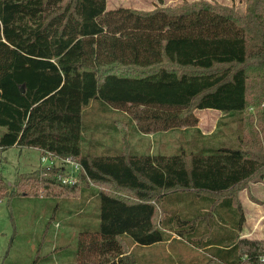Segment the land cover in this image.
<instances>
[{
    "label": "trees",
    "instance_id": "1",
    "mask_svg": "<svg viewBox=\"0 0 264 264\" xmlns=\"http://www.w3.org/2000/svg\"><path fill=\"white\" fill-rule=\"evenodd\" d=\"M244 3L239 14L204 0L149 12L107 10L105 0H0V149H38L82 167L73 185L59 168L15 185L57 198L81 183L107 187L80 190L96 205L78 233L77 264H147L140 251L179 240L214 264H264V240L239 236L238 193L264 180V109L246 113L264 105V0ZM94 102L140 134L196 128L195 112L206 109L237 127L232 142L197 139L188 154H93L82 143L99 129L83 124Z\"/></svg>",
    "mask_w": 264,
    "mask_h": 264
},
{
    "label": "rangeland",
    "instance_id": "2",
    "mask_svg": "<svg viewBox=\"0 0 264 264\" xmlns=\"http://www.w3.org/2000/svg\"><path fill=\"white\" fill-rule=\"evenodd\" d=\"M182 1L192 3L198 0H162L161 3L157 0H105V3L107 10L131 8L149 12L156 8H173ZM204 1L222 7H232L239 14L244 12V0ZM95 103H91L83 111L84 128L92 123H100L99 129L86 131L83 136V151L95 152L93 154H98V149L103 147L115 150L127 148L139 154L165 156L183 149L188 154L193 150L194 141L197 139L199 143L207 146L221 141L232 142L237 127L222 113L206 109L195 112L199 134L195 132L196 128L183 127L167 132L140 134L130 130L131 125L127 124V117L119 113L117 115V112H113L112 115L99 113L95 110L97 107ZM260 109H264V105L254 110L248 107L246 113L248 115L254 112L255 115ZM2 132L3 129H0V134ZM92 144L100 147L95 151L91 147ZM42 155L38 149L33 148L0 149V180L3 188L0 191V264H33L34 259H36L34 264H77L78 233L82 225L92 224L95 215L94 198L86 195L91 188L96 191H107V187L105 189L99 185L81 183L80 188L78 187L74 193L57 198L46 197L35 187L24 184L16 186L15 182L18 179L45 174L43 171L45 166L40 160ZM83 186L89 190L84 189L80 192ZM120 196L132 198L126 193ZM247 196L252 202L264 205V202H258L249 191ZM187 197L191 199L190 195ZM185 204L180 203L175 207L189 209ZM139 254L141 261L147 264L215 263L205 248H197L181 240L179 243L173 242L168 245L165 243L145 249Z\"/></svg>",
    "mask_w": 264,
    "mask_h": 264
},
{
    "label": "crops",
    "instance_id": "3",
    "mask_svg": "<svg viewBox=\"0 0 264 264\" xmlns=\"http://www.w3.org/2000/svg\"><path fill=\"white\" fill-rule=\"evenodd\" d=\"M91 147H93V149L96 151V149H98L100 146L92 144ZM107 148L108 147H103L100 150L98 149V154L102 153V151ZM247 191H249L258 202H264V180L262 182L250 184L247 189H244L239 194V201L245 218L239 236L240 238L261 240L264 239V205H258L252 202L247 196ZM195 202L196 200L193 203ZM194 206L196 205H193V207ZM198 210L201 212L205 211V207L200 205Z\"/></svg>",
    "mask_w": 264,
    "mask_h": 264
},
{
    "label": "built area",
    "instance_id": "4",
    "mask_svg": "<svg viewBox=\"0 0 264 264\" xmlns=\"http://www.w3.org/2000/svg\"><path fill=\"white\" fill-rule=\"evenodd\" d=\"M41 162L45 168H59L63 171L62 182L73 185L76 183L78 175L82 171L81 165L71 158H60L45 152L41 157Z\"/></svg>",
    "mask_w": 264,
    "mask_h": 264
}]
</instances>
